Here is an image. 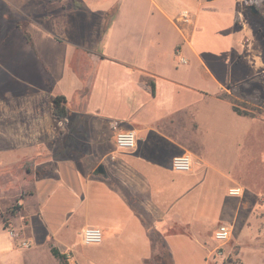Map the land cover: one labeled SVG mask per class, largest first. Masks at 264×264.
<instances>
[{"label": "rangeland", "instance_id": "rangeland-1", "mask_svg": "<svg viewBox=\"0 0 264 264\" xmlns=\"http://www.w3.org/2000/svg\"><path fill=\"white\" fill-rule=\"evenodd\" d=\"M53 1L0 0V260L33 264L29 250L36 248L40 261L35 263L53 264L48 251L57 247L68 254L69 264H145L153 255L164 259L163 241L172 264H264V0L251 1L262 20L251 14L252 4L241 0L237 22L248 32L242 40L232 16L242 6L235 0H76L85 5L84 12L73 11L70 0ZM114 7L118 19L107 32V11ZM185 11L189 23L179 33L171 21ZM98 54L163 78L158 103L152 104L156 113L160 105L172 106L173 98V106L195 97L198 102V92L217 93V81L232 83L215 100L163 122L176 141L173 146L151 137V150L129 157L149 179L146 187H154L149 195L168 202L166 208L174 202L168 201L171 194L187 196L171 190L174 184H190L191 195L176 208L175 219L188 224L180 229L175 221L167 231L155 228L151 215L143 216L144 222L131 220L129 208L109 193H123L114 182L121 179L88 184L84 167L91 178L98 165L110 173L117 162L113 147L90 118L72 112L57 120L53 115L57 96L65 98L68 109L83 110L97 78L90 107L126 111L128 104L109 86L122 77L118 69L97 62ZM183 59L186 65H180ZM66 65L82 84L74 93L64 84ZM51 76H63L62 88ZM180 84L193 90L177 93ZM232 106L249 115H236ZM110 141L114 144L113 136ZM183 153L192 157V171L173 173L169 162ZM233 189L239 195H231ZM103 223L124 228L123 237L107 240ZM221 224L232 230L224 244L213 240ZM85 225L100 228L101 244L80 243ZM149 237L150 255L143 262Z\"/></svg>", "mask_w": 264, "mask_h": 264}, {"label": "crops", "instance_id": "crops-1", "mask_svg": "<svg viewBox=\"0 0 264 264\" xmlns=\"http://www.w3.org/2000/svg\"><path fill=\"white\" fill-rule=\"evenodd\" d=\"M46 1L52 2L50 0H46ZM235 1H238L239 4L242 3L241 0H235ZM53 2H55V1H53ZM207 2H209V1H207ZM81 4L84 6L85 10L78 11V12L86 11L85 5L83 3H81ZM241 6H242V10H240L239 12L234 11L232 16H233V20L235 22L236 28L241 33V36H242L241 40H242L243 35L244 34L247 35L248 32L246 30V26L244 23L242 24V22H237V17L242 15L243 5L241 4ZM70 8H71V6H70ZM73 11H75V10H73ZM161 11H162V9H161ZM108 12H110V9L107 11V13ZM179 18H180V15H178L175 18V23L173 21H171V24L179 33H181V28L186 27L187 24H184L182 22H177V20L179 21ZM189 18H190V16H189ZM117 19H118V13L111 20V23L109 24L108 28L106 29L107 32L114 30V28L116 26ZM167 19H169V18H167ZM53 36H55V35H52L51 37H53ZM186 45L188 47H191L192 50H194L189 41H186ZM34 50L38 55V51L36 50L35 46H34ZM176 50L179 51V48H177ZM176 50H175V52H176ZM94 57H95L94 59L97 60V62H100L101 65L106 63L107 65H111L113 68L118 69V72L121 75L122 79L115 80L114 82H111L109 84L110 93L113 94L114 96H116L119 99V101L126 102L128 104V108L127 107L125 108V106L127 104L125 106H123L126 109V111L122 112V115H120V113L115 114V113L109 112V111H108V113H106L105 110L103 109V107L102 108H98V107L91 108L90 107L89 104L91 102L92 95L95 94V92H97V87H98L97 82L99 79V78H97V76H96L97 81L94 84V86L91 88L90 94H88V98H87L85 107H83V110L79 111L78 109L74 110V109H70V108L68 109V107H66L68 114H72V112H73V113L78 114L81 117L90 118L92 120V124L94 125V127L96 129L100 130V134H102L103 136H106V138H108L107 139L108 143L114 149V151H113L114 155L113 156L114 157L117 156V162L113 163L111 165L110 173L107 171V169L103 165H98V166L103 167L104 174L98 175L96 173V169H97L96 168L94 170L95 175L93 178H91L89 171L87 169H85V167H84L85 179L87 180L88 184L92 183L93 185L97 184L99 186L102 184L104 185L105 183L106 184L112 183L111 177H113V176L116 177L117 179H121V180H118V182L117 181H114V182L118 183V185L120 186L121 191L123 193H121V194H118V193L115 194L114 192H109V193H113V195H115V197L117 199L122 200L123 204L129 208L128 211L130 212L131 220L134 221V219L136 218L138 221L144 222L143 216H150L151 215V217H152V223L151 224H154L155 228H158L161 230L166 229V231H167V228H166L167 224L170 223L171 221L177 222V226L179 229H180V227L182 228V226L185 223H179V221L175 218L177 216V210H178L179 206L181 205V203L184 201V199H186L188 197V195H191V192L189 189L190 184H188V183H186L185 185H183L182 183H179V185L174 184L175 186L173 185L174 187L171 190H174L176 192H178L179 190H181V191L184 190L183 191L185 194L184 197L186 195L187 196L185 198H180L179 197L180 195H177L176 193L173 195L171 194L170 199H168V201L173 200L174 202L171 203L172 205H169L170 208H166L165 204H167L168 202L167 203L164 202L161 204L159 200L155 199L156 200L155 201V200H153L152 196L149 195L148 191L149 192H151V190L154 191V187L152 189L146 187V185L149 184V179L145 178L143 171L137 165H135L134 162L129 159V157L136 155L137 153H139V151L141 149L151 150V148L148 149L149 147H147V145H149L148 143H150V141H151V137H154V138H156L160 141H163L165 143H170L173 146L176 141L174 138L171 137L170 131L163 125L164 124L163 122L168 121V120H172V119L178 117L179 115H181L182 113L184 114L186 111H189V110L193 109V107H196L197 104H199L201 102H205L208 99H214L215 100V97H217L220 94V92L223 91L225 88H227V85L232 84V83H229V81L220 83L216 80L218 85H219V89H218L217 93H215L214 95H209L207 93L197 91L198 95L200 94V96H198V98H199L198 102L196 101L197 99L195 96H194L195 98H192L191 96H189L192 99H194L195 102L189 101L186 103H181V105H177V106H173L174 101H175V99L173 98L174 100L172 99V101H171L172 106H170L169 108H165V105H160L161 106L160 108H162V111H160L159 113H156L154 109H156L157 107L152 106V104L158 103V98H160V93H159V89H158L157 85L159 84L161 79H163L161 76L158 75L157 72H150V71L142 69L140 67L128 65L124 62L114 60L113 58L108 57L104 54L94 55ZM238 59H239V57H238ZM186 64H187V61H186ZM186 64H180V65H186ZM66 67H67V65H66ZM207 71L209 72V75H210L211 74L210 71L209 70H207ZM67 72H68V79H67L66 83H64V84L70 85L71 89L69 90V93H74L75 91L80 90L82 88L81 81L77 80L73 76V74L70 72L68 67H67ZM62 74H63V72H62ZM51 78L53 79L54 84L58 85V87H61L60 84H58V82L64 81V80H62L63 76H61V79L57 78L56 76L55 77L51 76ZM70 81H71V83H70ZM151 85L153 86L154 91H152ZM174 90L177 93H179L181 91H184L185 93H189L193 89L188 87V86L180 84L178 86V88L175 87ZM175 91H174V93H175ZM62 92H64L63 89H62ZM135 95L136 96L143 95L144 97H142L141 100L135 101L133 99ZM88 106H89V108H87ZM151 106H152V108H150ZM149 108H150V110L148 111ZM112 121H118L119 126L118 127L113 126L111 123ZM127 130H131L135 133L136 141H137L136 147L131 151L118 150L115 146V135H116V133H118L120 131H127ZM111 136H113V138H114V144H111V141H110ZM149 154H150V152L148 153V156H149ZM120 155L123 156V160H121L122 158H119L120 161H118V156H120ZM178 155H180V154H178ZM114 159H116V158H114ZM52 162H53L52 160H47L44 163H52ZM77 162H79V161H77ZM161 163H162V165H164L163 159L161 160ZM169 164H170V162H169ZM169 164H168V166H169ZM120 175H122L123 177ZM176 208H177V210H176ZM35 212H36V210H35ZM102 215L107 216L105 212H102ZM39 217H40V215H39ZM103 219H105V217ZM42 223H43V221H42ZM179 224H181V225H179ZM43 225H44L47 233L54 240V237H53L52 233L48 230L47 225H45L44 223H43ZM102 225H103V227H101V228H103V231L107 232V234H108L107 240L111 239V238H119L121 236L123 237L122 232L124 231V228H122L121 226L111 227V226H107L105 223H103ZM185 225H188V224H185ZM85 227H88V225H85L83 228H85ZM96 228H99V227H96ZM81 230H80V232H81ZM80 232H79V235H80ZM130 232H131L130 236H134V231H130ZM71 247H74V245L72 244ZM147 247H148L147 252L145 255H143V258L146 257L147 255H150V237H149V242H147ZM55 248H57V247H55ZM36 250H37L36 248L29 250L32 253L31 254L32 256L31 255H29V256L32 259H35L33 264H39V263H35L36 260L38 262L40 261L36 252H35ZM48 252L50 254V249ZM59 252L63 253V254H67L64 251H59ZM69 256H71V253ZM146 258L142 259L143 262L145 261ZM54 260L56 262L54 261L53 264H59L56 259H54ZM69 260H71V259L69 258L68 261ZM0 264H7V261H3V260L1 261L0 260Z\"/></svg>", "mask_w": 264, "mask_h": 264}, {"label": "built area", "instance_id": "built-area-1", "mask_svg": "<svg viewBox=\"0 0 264 264\" xmlns=\"http://www.w3.org/2000/svg\"><path fill=\"white\" fill-rule=\"evenodd\" d=\"M189 19V13L185 11L180 16L179 21L182 23H189ZM180 64H186V60H181ZM136 142L135 133L131 130L120 131L115 135V146L118 150L131 151L136 147ZM192 166V157L187 153L176 155L170 160V168L173 173H190L192 171ZM230 192L231 195L236 196L239 195L240 190L233 189ZM231 234V228L225 224H221L217 226L213 232V240L218 244H224L231 238ZM80 240L81 244L84 246H97L102 243V231L96 227H85L80 232ZM22 245L27 248V245L24 242ZM218 254H220L219 250Z\"/></svg>", "mask_w": 264, "mask_h": 264}, {"label": "trees", "instance_id": "trees-1", "mask_svg": "<svg viewBox=\"0 0 264 264\" xmlns=\"http://www.w3.org/2000/svg\"><path fill=\"white\" fill-rule=\"evenodd\" d=\"M51 1H53V0H51ZM206 1H214V0H206ZM242 1L247 5L248 4H252V6L255 5L251 2L252 0H242ZM70 6L75 11L85 10L84 6L76 0H70ZM254 7L257 9L256 5ZM115 12H116L115 7L112 8L110 10V12H108V14L106 16V18H107L106 25H105L106 28H108L109 24L111 23L112 17L114 16ZM257 18L262 20L260 15H258ZM24 36H25L26 41L29 44H32L29 34L24 32ZM151 89H152V91H154V88L152 85H151ZM232 111L238 116H248L249 115L247 112L240 110L239 108H237L235 106H232ZM52 112H53L54 117L57 120H63L67 117L68 113H67V110L65 107V98L63 96H57L52 100ZM159 243H161L163 249L165 250L164 259H161L160 257L153 255V258L146 260L145 264H151L152 261H154V262L160 261L161 264H172V262L170 260V255H169V252L166 248L165 243L163 241H160ZM50 254L54 259L57 260V262L59 264H69L68 255L60 253L57 248L51 247L50 248Z\"/></svg>", "mask_w": 264, "mask_h": 264}, {"label": "water", "instance_id": "water-1", "mask_svg": "<svg viewBox=\"0 0 264 264\" xmlns=\"http://www.w3.org/2000/svg\"><path fill=\"white\" fill-rule=\"evenodd\" d=\"M249 8H250L251 14L253 16H257L258 15V10L254 6H250ZM96 173L98 175H103L104 174L103 167L102 166H98L97 169H96Z\"/></svg>", "mask_w": 264, "mask_h": 264}, {"label": "flooded vegetation", "instance_id": "flooded-vegetation-1", "mask_svg": "<svg viewBox=\"0 0 264 264\" xmlns=\"http://www.w3.org/2000/svg\"><path fill=\"white\" fill-rule=\"evenodd\" d=\"M258 15H259V12H258ZM258 15H257V16H258ZM257 16H255V17H257Z\"/></svg>", "mask_w": 264, "mask_h": 264}]
</instances>
